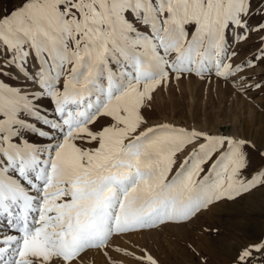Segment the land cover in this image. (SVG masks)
Returning <instances> with one entry per match:
<instances>
[{
  "label": "snow or ice",
  "instance_id": "1",
  "mask_svg": "<svg viewBox=\"0 0 264 264\" xmlns=\"http://www.w3.org/2000/svg\"><path fill=\"white\" fill-rule=\"evenodd\" d=\"M257 68L264 0H0V264H160L119 241L264 216V143L152 122L182 79L264 94ZM229 264H264V233Z\"/></svg>",
  "mask_w": 264,
  "mask_h": 264
},
{
  "label": "rangeland",
  "instance_id": "2",
  "mask_svg": "<svg viewBox=\"0 0 264 264\" xmlns=\"http://www.w3.org/2000/svg\"><path fill=\"white\" fill-rule=\"evenodd\" d=\"M264 78L260 68L253 70ZM154 123L168 122L208 133H224L247 137L264 143V94L241 95L223 81L200 80L196 77L173 82L156 95ZM259 209L260 194L248 200ZM236 206L218 205L203 212L199 218L182 225H166L160 230L137 233L119 241L120 245L139 253L147 248L160 264H195L187 245L208 257V264H229L236 247L264 233V216L250 215ZM218 227L217 235L212 231ZM124 264L136 261L123 257ZM99 257L89 256L86 264H98Z\"/></svg>",
  "mask_w": 264,
  "mask_h": 264
}]
</instances>
